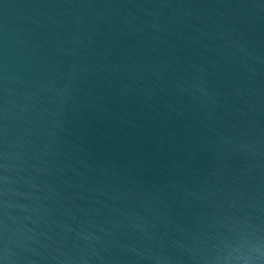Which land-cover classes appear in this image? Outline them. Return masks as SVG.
I'll list each match as a JSON object with an SVG mask.
<instances>
[{"label": "water", "instance_id": "95a60500", "mask_svg": "<svg viewBox=\"0 0 264 264\" xmlns=\"http://www.w3.org/2000/svg\"><path fill=\"white\" fill-rule=\"evenodd\" d=\"M2 264H264V0H0Z\"/></svg>", "mask_w": 264, "mask_h": 264}, {"label": "snow or ice", "instance_id": "6c2138e0", "mask_svg": "<svg viewBox=\"0 0 264 264\" xmlns=\"http://www.w3.org/2000/svg\"><path fill=\"white\" fill-rule=\"evenodd\" d=\"M0 264H2V261H0Z\"/></svg>", "mask_w": 264, "mask_h": 264}]
</instances>
